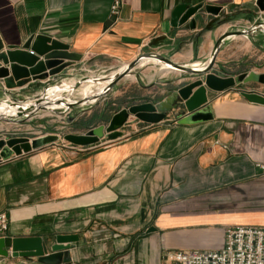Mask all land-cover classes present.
<instances>
[{
	"label": "crops",
	"instance_id": "crops-1",
	"mask_svg": "<svg viewBox=\"0 0 264 264\" xmlns=\"http://www.w3.org/2000/svg\"><path fill=\"white\" fill-rule=\"evenodd\" d=\"M113 2L0 0V52L42 33L82 55L65 58L58 73L45 68L41 77L12 88L0 79V100L25 101L50 85L75 82L89 66L128 63L146 52L204 64L223 32L264 19L258 0H121L117 16ZM181 3L203 4L191 16L198 17L195 27L190 19L172 24ZM207 4L221 9L209 12ZM216 63L227 75L264 72V31L228 37ZM165 71L175 76L163 78ZM165 71L145 85L118 81L73 118L84 124L76 132L110 120L123 106L158 102L197 78ZM242 90L264 93V83L209 90L214 117L208 120L178 122L187 112L180 103L157 123L131 115L113 140L50 144L0 161L7 235H41L52 242L58 234L76 233L64 263L162 264L169 250L220 248L228 226H264V170L258 165L264 162V103ZM23 119H0V138L15 136L10 129ZM0 264L45 263L37 256L0 255Z\"/></svg>",
	"mask_w": 264,
	"mask_h": 264
},
{
	"label": "water",
	"instance_id": "water-1",
	"mask_svg": "<svg viewBox=\"0 0 264 264\" xmlns=\"http://www.w3.org/2000/svg\"><path fill=\"white\" fill-rule=\"evenodd\" d=\"M258 4L264 10V0H258ZM202 7L203 4L201 3L192 6H188L186 3L177 5L172 13V24H183L190 19L191 26L195 27L198 17L191 16L197 14ZM205 8L212 13H218L221 9L220 6L211 4H207ZM258 30L264 31V19L262 18H257L248 28L226 30L216 40L209 60L201 65L179 62L159 52H146L128 62L115 73L109 76H100L98 80L107 81L102 90L96 89L90 94L83 93L79 98L75 97L74 93L81 87L83 80L69 83L67 87L63 88L60 96H56L52 100H45L44 93L46 90L25 100L31 101V104H25V101L19 100H0V119L10 120L27 117L43 109L55 110L57 108H54L53 105L59 102L67 107H72L95 101L105 96L119 80L133 71L144 57L166 61L173 69L189 72L196 75L197 78L158 102L148 100L123 106L112 115L107 124L101 123L90 126L85 132L65 133V139L75 145L94 144L103 137L113 140L123 134L121 128L130 121L131 115H135V117L146 122L157 123L164 120L168 113L178 107L180 103L187 112L178 119V122L195 123L211 119L214 114L211 104L208 102L209 90L223 91L231 87L243 88L244 83L250 81L264 83V72L252 70L237 75H227L217 67L216 63L217 55L228 37L237 34L253 35ZM69 48L68 43L57 40L50 35L33 34L22 47L10 45L6 50L0 52V79L4 80L7 88H12L23 84L29 77H41L45 68L49 69L50 74L58 73L66 66L63 62L65 58L80 60L82 57L80 53L70 51ZM242 93L251 101L264 103V93L255 90H242ZM2 101H6V103L2 104ZM60 139L61 135L54 132L34 137H1L0 161L54 144ZM78 238L76 233L58 234L54 241L48 242L41 235H6L0 237V255L37 256L39 261L45 264H63L70 260V248Z\"/></svg>",
	"mask_w": 264,
	"mask_h": 264
},
{
	"label": "rangeland",
	"instance_id": "rangeland-1",
	"mask_svg": "<svg viewBox=\"0 0 264 264\" xmlns=\"http://www.w3.org/2000/svg\"><path fill=\"white\" fill-rule=\"evenodd\" d=\"M150 60L146 62L145 60H140V62H144V64L137 65L133 71H131L127 76L123 77L119 82H123L125 85H133V84H143L145 85L155 76V73H162L165 70H173V72H184L177 69H173L171 66H165L162 60L153 57H145ZM156 60V62L154 61ZM158 61V62H157ZM205 63V62H204ZM127 63H114L113 65L103 66L100 64H94L92 66L87 67V69H83L81 74L78 76L76 80H83V82L88 83L87 87H80L74 93V96L79 98L83 95V93L90 94V92H94L96 88L104 85L106 80H98L100 76L103 75H111L121 69ZM148 68V69H147ZM156 71V72H155ZM186 75L193 76V74L189 72H185ZM163 78H169L171 76H175V73H168L165 71ZM75 80V81H76ZM62 83V82H60ZM70 83V82H69ZM92 87V88H91ZM93 90V91H92ZM88 91V92H87ZM47 97V88L46 93H44V98ZM98 100V99H97ZM95 100V101H97ZM2 101L1 103L3 104ZM94 102V101H92ZM90 103H85L83 105H74L72 107H67L65 105L57 108L55 110H41L35 113L34 115L27 116L21 122L19 128L16 126L15 128H11L15 136H29L34 137L50 132L59 133L61 135V139L54 143V145H58L59 147H65L67 145H74L70 143L67 139H65L64 134L68 132H76L78 129L84 126L83 122L73 121V118H77V116L82 112V108L88 107ZM82 116L83 113H82ZM86 116V115H85ZM82 120V119H81ZM109 120L103 122L105 124L108 123ZM108 140L104 138V141Z\"/></svg>",
	"mask_w": 264,
	"mask_h": 264
},
{
	"label": "built area",
	"instance_id": "built-area-1",
	"mask_svg": "<svg viewBox=\"0 0 264 264\" xmlns=\"http://www.w3.org/2000/svg\"><path fill=\"white\" fill-rule=\"evenodd\" d=\"M121 0H114L112 15L117 16ZM258 165L264 170V162ZM10 218L0 210V237L6 236ZM63 264H76L72 261ZM162 264H264V226L236 224L225 230V240L220 248H188L169 250Z\"/></svg>",
	"mask_w": 264,
	"mask_h": 264
},
{
	"label": "bare ground",
	"instance_id": "bare-ground-1",
	"mask_svg": "<svg viewBox=\"0 0 264 264\" xmlns=\"http://www.w3.org/2000/svg\"><path fill=\"white\" fill-rule=\"evenodd\" d=\"M191 55V54H190ZM189 55V56H190ZM141 60H145L146 62H148V61H150V60H153V59H149V58H142ZM177 60V59H176ZM155 62H156V60H154ZM158 62V61H157ZM140 64H144V62H140ZM162 64H164L165 66H168V67H170L171 65L168 63V62H166V61H163V63ZM195 65H201V64H199V62H196V64ZM125 66V65H124ZM172 67V66H171ZM148 69V68H147ZM156 72V71H155ZM162 76V75H161ZM65 83H63V84H53V85H50L49 87H47V97H46V99L45 100H52L53 98H55L56 96H60V94H61V92H62V90H63V88H65V87H67L68 85H69V82H67V81H64ZM107 83V81L104 83V85L103 86H101V87H98V88H96V89H98V90H102L103 88H104V86H105V84ZM82 87H87L88 86V83H86V82H83L82 83V85H81ZM92 88V87H91ZM93 91V90H92ZM88 92V91H87ZM25 104H31V101H25L24 102ZM64 104H62V103H54V105H53V107H61V106H63ZM44 110H47V109H44Z\"/></svg>",
	"mask_w": 264,
	"mask_h": 264
}]
</instances>
